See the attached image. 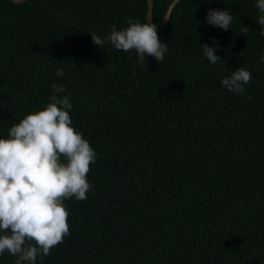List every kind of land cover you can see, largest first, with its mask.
<instances>
[{"label":"trees","instance_id":"1","mask_svg":"<svg viewBox=\"0 0 264 264\" xmlns=\"http://www.w3.org/2000/svg\"><path fill=\"white\" fill-rule=\"evenodd\" d=\"M173 0H154L161 21ZM256 0H181L157 28L162 62L109 44L147 23L149 0H0V138L65 85L98 154L87 199L63 201L69 235L37 264H264V36ZM230 12L228 31L209 9ZM248 27L246 33L242 32ZM221 48L209 66L201 44ZM239 67L243 95L221 86ZM62 68L64 75L56 76ZM5 252L0 264H15Z\"/></svg>","mask_w":264,"mask_h":264},{"label":"clouds","instance_id":"2","mask_svg":"<svg viewBox=\"0 0 264 264\" xmlns=\"http://www.w3.org/2000/svg\"><path fill=\"white\" fill-rule=\"evenodd\" d=\"M255 6L258 23L264 26V0H256ZM234 20L227 9H209L205 16L208 25L223 31ZM127 24L121 30L110 25L111 32L104 38L90 33L92 43L98 48L109 44L124 52L134 50L141 64L146 56L162 62L168 48L157 26L132 18ZM247 31L244 26L242 32ZM260 35L264 36V27ZM212 44L200 45L209 66L223 63L216 54L221 45L215 38ZM260 61L264 62V54ZM55 74L62 77L64 71L60 68ZM251 78L250 71L239 67L221 80V86L243 95ZM51 87L54 94L47 106L27 114L9 129L7 138H0V256L7 252L16 257L15 264H37L38 258L50 255L69 235V213L63 201L73 197L83 201L92 188L86 176L98 154L72 126L71 98L61 95L66 86L53 82Z\"/></svg>","mask_w":264,"mask_h":264},{"label":"water","instance_id":"3","mask_svg":"<svg viewBox=\"0 0 264 264\" xmlns=\"http://www.w3.org/2000/svg\"><path fill=\"white\" fill-rule=\"evenodd\" d=\"M12 1L15 3H22V2H25L26 0H12ZM180 1L181 0H173L171 2L170 6L168 7L164 18L161 21L157 22L154 20V0H149L148 13H147L148 22L151 21L153 24H155L157 26V28L164 26L168 22V20L170 19L171 15L173 13L174 7Z\"/></svg>","mask_w":264,"mask_h":264}]
</instances>
